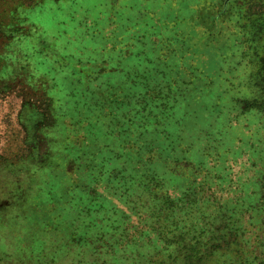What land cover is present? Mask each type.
<instances>
[{
    "label": "rangeland",
    "instance_id": "374dc122",
    "mask_svg": "<svg viewBox=\"0 0 264 264\" xmlns=\"http://www.w3.org/2000/svg\"><path fill=\"white\" fill-rule=\"evenodd\" d=\"M263 57L264 0H0V264H189L192 191L256 227Z\"/></svg>",
    "mask_w": 264,
    "mask_h": 264
},
{
    "label": "trees",
    "instance_id": "16d2710c",
    "mask_svg": "<svg viewBox=\"0 0 264 264\" xmlns=\"http://www.w3.org/2000/svg\"><path fill=\"white\" fill-rule=\"evenodd\" d=\"M261 63H264V57L261 58ZM200 194L202 193L190 192L181 205L182 211L180 213H185V216L176 218L172 215L173 222L170 226L159 227L161 229L157 232L159 239L161 242L168 241L166 248L174 245L172 240L179 235L180 240L177 243V249L180 248L186 252L189 264H264V204L261 208L254 209V211L260 212L262 218L259 224L252 228L248 226V222L243 225L239 221L244 220L247 215L246 208L240 209L241 206L233 210L226 208L223 216H228V218L223 216L221 218L207 217V214L199 208V204L203 202V205H209L206 202H210L212 196L200 198L199 201L198 196ZM230 200L237 201L236 197ZM196 215L206 223L196 219ZM211 218L214 219L211 220ZM156 220L160 222L159 218ZM189 224V229L179 230L181 225ZM251 231L256 232L252 233ZM249 235L254 236L250 238ZM163 255L159 253L157 255L159 259L152 264H166ZM168 259L171 258L168 257Z\"/></svg>",
    "mask_w": 264,
    "mask_h": 264
}]
</instances>
